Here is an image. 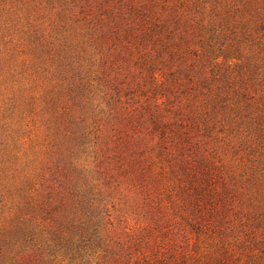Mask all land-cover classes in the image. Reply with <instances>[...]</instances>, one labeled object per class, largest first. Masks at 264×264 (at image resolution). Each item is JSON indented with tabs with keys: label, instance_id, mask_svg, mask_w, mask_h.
I'll return each mask as SVG.
<instances>
[{
	"label": "rangeland",
	"instance_id": "374dc122",
	"mask_svg": "<svg viewBox=\"0 0 264 264\" xmlns=\"http://www.w3.org/2000/svg\"><path fill=\"white\" fill-rule=\"evenodd\" d=\"M0 264H264V0H0Z\"/></svg>",
	"mask_w": 264,
	"mask_h": 264
},
{
	"label": "trees",
	"instance_id": "16d2710c",
	"mask_svg": "<svg viewBox=\"0 0 264 264\" xmlns=\"http://www.w3.org/2000/svg\"><path fill=\"white\" fill-rule=\"evenodd\" d=\"M79 233V231H77V233L76 234H78ZM23 240H27L30 236L28 235V234H23ZM89 237V235H88V232H86L84 235L82 234L80 237H79V239H78V242H77V244H73V241H72V243H70V246L74 249H76V251H78V252H83V251H85L86 250V248H87V245H88V241L87 240H89V239H87V238ZM90 238V237H89ZM74 238L72 237L71 238V240H73ZM87 239V240H86Z\"/></svg>",
	"mask_w": 264,
	"mask_h": 264
}]
</instances>
